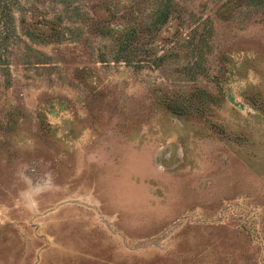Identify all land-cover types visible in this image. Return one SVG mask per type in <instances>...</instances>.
Returning <instances> with one entry per match:
<instances>
[{"label":"rangeland","instance_id":"374dc122","mask_svg":"<svg viewBox=\"0 0 264 264\" xmlns=\"http://www.w3.org/2000/svg\"><path fill=\"white\" fill-rule=\"evenodd\" d=\"M0 264H264V0H0Z\"/></svg>","mask_w":264,"mask_h":264}]
</instances>
